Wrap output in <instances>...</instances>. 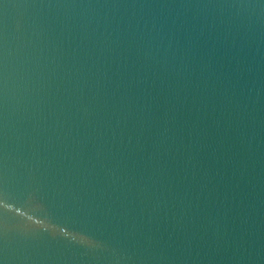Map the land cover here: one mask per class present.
<instances>
[{"label":"water","instance_id":"obj_1","mask_svg":"<svg viewBox=\"0 0 264 264\" xmlns=\"http://www.w3.org/2000/svg\"><path fill=\"white\" fill-rule=\"evenodd\" d=\"M0 264H264V0H0Z\"/></svg>","mask_w":264,"mask_h":264}]
</instances>
